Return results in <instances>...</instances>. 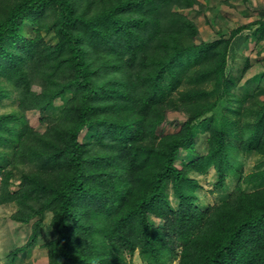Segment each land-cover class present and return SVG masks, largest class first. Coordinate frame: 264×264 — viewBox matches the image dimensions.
I'll return each mask as SVG.
<instances>
[{
	"label": "trees",
	"instance_id": "obj_1",
	"mask_svg": "<svg viewBox=\"0 0 264 264\" xmlns=\"http://www.w3.org/2000/svg\"><path fill=\"white\" fill-rule=\"evenodd\" d=\"M196 6L199 0H0V102L12 92L18 102L0 113V204L28 207L16 216L23 223L53 214L47 264H134L136 253L145 264H264V87L240 85L249 62L230 77L240 30L195 43L189 13ZM30 22L32 38L24 34ZM258 25L252 40L260 43L264 21ZM46 34L57 42L46 43ZM69 93L50 118L53 102ZM28 109L47 114L46 132L20 116ZM168 110L187 120L164 134ZM249 153L263 160L245 175L234 162ZM210 168L215 191L227 175L238 179L215 204L200 198L192 176ZM13 179L21 180L16 191Z\"/></svg>",
	"mask_w": 264,
	"mask_h": 264
},
{
	"label": "rangeland",
	"instance_id": "obj_2",
	"mask_svg": "<svg viewBox=\"0 0 264 264\" xmlns=\"http://www.w3.org/2000/svg\"><path fill=\"white\" fill-rule=\"evenodd\" d=\"M200 7H194L189 13L198 25L199 34L195 38V43L214 42L221 35H230L235 30H240L237 38L230 50L229 69L232 75H241L243 69L249 62V68L246 74L242 77L240 85L245 82L253 86L261 84L264 87V41L258 43L253 41L255 32L259 28L258 23L264 21V0H199ZM255 22H258L257 24ZM255 23V24H254ZM251 24H254L251 26ZM247 26V27H246ZM249 26V27H248ZM36 27L31 22L24 26V34L27 37L35 36ZM45 42L55 44L57 38L53 34H46ZM234 46V47H233ZM261 82L255 80L259 79ZM240 86V87H241ZM181 90L187 89V86H181ZM33 92H42L38 86L32 88ZM241 93L235 91V94ZM16 93L12 92L9 97H4L0 102V113H9L12 110H17L18 102L15 101ZM71 94H67L62 98L56 99L50 106V111L47 113L50 118H55L62 113ZM264 98V96H262ZM226 102L220 106V113L225 112ZM233 108H236L234 106ZM20 116L26 117L29 125L44 133L47 131V123L44 120L47 114L40 113L38 110L28 109L24 113H19ZM213 114H216L214 112ZM212 115V114H210ZM208 115V116H210ZM207 116V117H208ZM187 120V116L180 111L168 110L166 120L162 126V133L177 132L180 126ZM160 132V133H161ZM204 132L199 131L196 140V148L199 154L206 152V146L203 143ZM183 160H189L188 156H181ZM263 158L255 153L246 155L239 154L235 160L240 169L245 175L258 170L261 166ZM3 163V161L0 160ZM194 177L200 182L199 189L200 198L205 204H215L222 196L230 194L238 183V179L232 175H227L226 186L223 190H214L218 182V177L213 168H210L205 173H193ZM1 182V179H0ZM10 190L16 191L21 188V180L13 179ZM242 187L251 191L254 186L248 183H242ZM214 191V192H213ZM171 200L175 203V198ZM36 207L35 203L32 204ZM28 211V207L23 208L17 202H4L0 204V264H47L48 263V244L56 238L54 230L51 226V212H44L33 216L28 223L19 221L16 216L20 217L24 211ZM21 213L20 215H18ZM155 221L154 224L161 226L162 221L151 217ZM38 229V231L36 230ZM37 234V240L29 245V240ZM21 251L16 252L17 248ZM16 252V253H15ZM13 259V260H12ZM134 264H145L138 257V253L133 258ZM177 264V263H175Z\"/></svg>",
	"mask_w": 264,
	"mask_h": 264
},
{
	"label": "clouds",
	"instance_id": "obj_3",
	"mask_svg": "<svg viewBox=\"0 0 264 264\" xmlns=\"http://www.w3.org/2000/svg\"><path fill=\"white\" fill-rule=\"evenodd\" d=\"M149 221H150V223H153V224L155 223V221L152 220L151 217L149 218Z\"/></svg>",
	"mask_w": 264,
	"mask_h": 264
}]
</instances>
